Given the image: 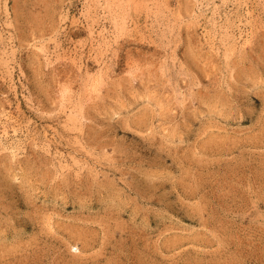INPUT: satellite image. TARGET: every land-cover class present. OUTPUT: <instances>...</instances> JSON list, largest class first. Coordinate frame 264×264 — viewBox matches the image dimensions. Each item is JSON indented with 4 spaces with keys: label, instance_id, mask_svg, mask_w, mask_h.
<instances>
[{
    "label": "rangeland",
    "instance_id": "1",
    "mask_svg": "<svg viewBox=\"0 0 264 264\" xmlns=\"http://www.w3.org/2000/svg\"><path fill=\"white\" fill-rule=\"evenodd\" d=\"M0 264H264V0H0Z\"/></svg>",
    "mask_w": 264,
    "mask_h": 264
}]
</instances>
